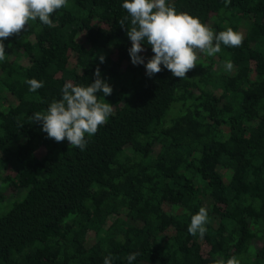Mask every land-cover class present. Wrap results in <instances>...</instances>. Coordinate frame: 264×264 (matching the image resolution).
Instances as JSON below:
<instances>
[{"label":"trees","instance_id":"obj_1","mask_svg":"<svg viewBox=\"0 0 264 264\" xmlns=\"http://www.w3.org/2000/svg\"><path fill=\"white\" fill-rule=\"evenodd\" d=\"M123 2L68 0L51 27L29 21L3 40L0 264H103L109 254L128 264L131 253L132 264H264V0H166L243 35L240 47L200 53L183 80L132 64ZM142 46L146 64L154 53ZM97 67L114 110L84 151L29 122L65 83L94 82ZM29 79L44 86L30 92ZM200 207L203 238L188 232Z\"/></svg>","mask_w":264,"mask_h":264},{"label":"clouds","instance_id":"obj_2","mask_svg":"<svg viewBox=\"0 0 264 264\" xmlns=\"http://www.w3.org/2000/svg\"><path fill=\"white\" fill-rule=\"evenodd\" d=\"M68 0H0V61L7 58L4 39L19 35L29 21H36L51 27V16L59 9L66 8ZM127 15L118 21L126 30L131 41L129 55L133 65H144L146 75L151 78L162 71V67L174 77L183 80L186 73L198 65L199 54L213 57L224 47H240L243 35L228 27L216 32L208 24L201 22L187 12H178L175 6L166 0H124L122 4ZM130 20V27L125 23ZM145 41L154 53L145 64L140 55L145 49ZM105 57L100 56L103 63ZM223 67L226 71L233 70V62L227 60ZM95 80L87 86L71 82L65 83L60 99H53L44 112H35L28 117L29 122L42 125V131L49 139L63 142L84 151L88 140L86 137L95 135L99 126H103L113 113V105L101 99L112 94V87L101 78L99 67L95 70ZM30 92L42 88L43 82L36 79L26 81ZM209 222L208 210L200 207L192 215L188 232L201 238L207 232ZM139 253H131L126 259L128 264L136 260ZM111 254L104 258L103 264H112ZM215 264H241V260L232 256L225 262L219 259Z\"/></svg>","mask_w":264,"mask_h":264},{"label":"rangeland","instance_id":"obj_3","mask_svg":"<svg viewBox=\"0 0 264 264\" xmlns=\"http://www.w3.org/2000/svg\"><path fill=\"white\" fill-rule=\"evenodd\" d=\"M17 193H18V192H16L15 194L9 196L8 199L11 200V198H13V196L17 195ZM9 200H8V202H9ZM8 204H10V202H9ZM8 204H7V206H8ZM7 206H6L3 210H5V209L7 208ZM3 210H1V211H3Z\"/></svg>","mask_w":264,"mask_h":264}]
</instances>
